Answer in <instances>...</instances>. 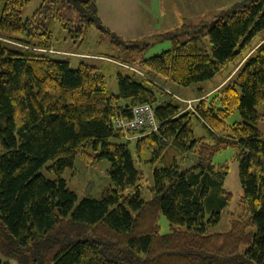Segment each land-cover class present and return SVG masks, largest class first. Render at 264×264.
<instances>
[{
	"label": "trees",
	"instance_id": "16d2710c",
	"mask_svg": "<svg viewBox=\"0 0 264 264\" xmlns=\"http://www.w3.org/2000/svg\"><path fill=\"white\" fill-rule=\"evenodd\" d=\"M60 2L78 13L81 34L95 26L109 35L120 61L182 85L214 76L264 28V0H247L191 30L159 34L171 47L144 57L148 41L110 32L95 0H42L26 19L28 0H2L0 35L23 46L0 41V250L19 264H264V111L257 110L264 103V40L234 76L185 110L129 75L119 74L118 94L108 93L98 67L82 61L71 68L39 51L52 47ZM142 102L152 105L157 122L134 141L136 159L153 167L147 187L130 139L113 122ZM234 112L240 120L229 124ZM191 115L213 141L195 136ZM226 147L238 159L240 213L227 231L209 232L230 201L225 172L213 163ZM79 155L110 162V185L99 197L77 201L61 176ZM43 166L56 177L48 179ZM160 214L167 233L160 232Z\"/></svg>",
	"mask_w": 264,
	"mask_h": 264
},
{
	"label": "rangeland",
	"instance_id": "374dc122",
	"mask_svg": "<svg viewBox=\"0 0 264 264\" xmlns=\"http://www.w3.org/2000/svg\"><path fill=\"white\" fill-rule=\"evenodd\" d=\"M2 0H0L1 3ZM111 0H103L102 5H110ZM127 1V0H126ZM143 17L133 15V20L128 23L129 27L123 30L119 29L117 24V16L107 14L109 24L115 29L102 24L110 32L118 35L121 40L124 33L126 35H138L137 41H148L149 46L144 53V57H149L160 51L170 48L171 42L167 38H160L159 34L175 32L176 29L184 30L193 29L194 25H200L201 22H210L212 18L230 9H241L242 5L247 0H138ZM42 0H28V4L21 10L22 19L32 17L34 11L40 6ZM116 4V3H115ZM112 5V6H115ZM120 4L119 9L123 4ZM56 14V21L52 28L53 40L52 47L42 48L53 57L61 60H67L71 68L78 67L80 62H86L99 68L106 79L107 92L118 94L117 77L121 75L133 76L136 80L147 82L155 94L160 99H170L173 102L179 103L185 110H194V105L201 96L210 95L213 91L224 84L229 78L234 76V73L241 66L244 60L255 50L259 43L264 40V28L256 32L247 43L239 49L235 57L226 61L221 65V68L209 79L192 82L188 85H182L171 78L158 75L149 71L144 66L136 61L124 63L120 61L116 53V46L112 44L111 37L107 34H102L95 26H89L86 32L82 34L76 27L79 23L78 13L73 8H65V5L60 2ZM138 10L139 8L136 7ZM55 10V9H54ZM123 16V15H122ZM132 19L129 15L123 17L126 22ZM193 27V28H192ZM129 28L128 32H125ZM144 34L141 35V32ZM121 33V34H120ZM181 40L186 38L184 31L179 32ZM0 41L19 47L23 44L16 43L15 40L3 37L0 35ZM208 44L207 38L205 39ZM121 102V100H120ZM257 110L262 113L264 111V103L257 105ZM236 120H240V115L237 112L232 113L228 118L229 124ZM191 124L196 137H203L207 141H213L208 135L203 121L195 115H191ZM258 127L264 128V122H259ZM134 139L129 140L135 166L143 171L144 185L150 186L153 183V167L147 164H141L135 157ZM213 163L217 168L222 167L223 188L230 192L229 204L221 212L218 222L209 226V232H225L230 228L232 218L240 213L238 201L242 194V187L239 179L238 159L236 150L231 147H226L219 150L213 156ZM49 164L46 162L45 165ZM110 162L107 159L95 161L91 157L79 155L74 159L73 165L67 167L61 176L66 180L67 187L77 194V201L83 196L99 197L102 191L110 185L108 168ZM48 179H54L56 175L47 171L44 166L40 170ZM142 197L148 199L150 197L147 189L142 192ZM158 224L161 233L169 232L170 226L163 214L159 215ZM0 259L6 260L9 264H19L15 258L7 257L0 250Z\"/></svg>",
	"mask_w": 264,
	"mask_h": 264
},
{
	"label": "built area",
	"instance_id": "2783aa9c",
	"mask_svg": "<svg viewBox=\"0 0 264 264\" xmlns=\"http://www.w3.org/2000/svg\"><path fill=\"white\" fill-rule=\"evenodd\" d=\"M39 50L45 51L44 49ZM130 111V117L116 115L113 121L115 126L124 132L126 139H134L144 127H149L150 130L157 128V122L150 103L134 104Z\"/></svg>",
	"mask_w": 264,
	"mask_h": 264
},
{
	"label": "crops",
	"instance_id": "0c3cea01",
	"mask_svg": "<svg viewBox=\"0 0 264 264\" xmlns=\"http://www.w3.org/2000/svg\"><path fill=\"white\" fill-rule=\"evenodd\" d=\"M95 2H96L99 18L102 20V22L105 25L111 27L112 29H115L116 32H119V29L123 30L126 26L129 27L128 23L131 21H134L133 15H136V16L139 15L141 18L143 17L142 8L138 0H127V1L126 0H111L109 2L110 5L108 4L107 6L102 5L103 0H95ZM119 2L123 4L120 9H119L120 7ZM114 4L115 6H112ZM136 7H138L139 9L137 10ZM107 14L117 16L116 22L119 25V29L112 27L109 24V19L107 18ZM129 15L132 17V19L125 22L123 20V17L127 18ZM128 30L129 28L125 32H128ZM143 34H144V31L141 32V35ZM122 37L125 39H139L137 34L136 35H126V33H124Z\"/></svg>",
	"mask_w": 264,
	"mask_h": 264
}]
</instances>
